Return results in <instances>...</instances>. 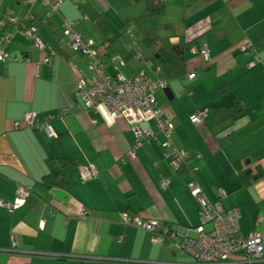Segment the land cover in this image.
Wrapping results in <instances>:
<instances>
[{
    "label": "crops",
    "instance_id": "obj_1",
    "mask_svg": "<svg viewBox=\"0 0 264 264\" xmlns=\"http://www.w3.org/2000/svg\"><path fill=\"white\" fill-rule=\"evenodd\" d=\"M54 1L45 6L40 0H0V36L6 38L0 50L7 55L0 64V201L14 204L19 190L32 189L24 204L0 206V264H196L190 254L169 247L168 237L156 244L153 233L124 223L125 215L155 220L177 232V242L184 235L195 238L201 214L187 189L191 179L211 204L239 209V234H264V177L245 184L248 170L264 171V0H161L165 12L145 23L147 32L162 39L151 64L145 54L151 45L140 39L145 34L130 28L146 58L140 61L132 56L131 36L122 32L145 5L136 16L126 11L135 5L130 0H64L56 12ZM86 6L93 15L84 12ZM64 20L99 48L107 75L117 73L111 62L116 56L125 61L119 66L124 75L145 70L167 81L170 95L157 91V104L171 121L175 146L191 153L186 170L172 169L162 135L130 157L133 128L123 118L108 125L83 110L77 84L92 75L87 57L61 44ZM31 27L43 48L23 34ZM108 38L112 42L105 45ZM192 46H207L210 61ZM170 53L197 77L171 79L165 62ZM254 55L259 62L252 67ZM154 66L155 75L149 71ZM223 86L228 92L216 97ZM237 98L249 105L247 116L217 124L218 109ZM204 109L205 121L193 123L192 115ZM29 112L39 113L56 137L42 129H15ZM63 159L78 161L79 168L51 164ZM90 164L97 177L86 181L83 169ZM188 167L196 168L192 175ZM60 171L70 186L44 190L43 177Z\"/></svg>",
    "mask_w": 264,
    "mask_h": 264
},
{
    "label": "built area",
    "instance_id": "obj_2",
    "mask_svg": "<svg viewBox=\"0 0 264 264\" xmlns=\"http://www.w3.org/2000/svg\"><path fill=\"white\" fill-rule=\"evenodd\" d=\"M45 6L52 0H40ZM64 0L53 2L54 11H57L59 4ZM52 17V14H47ZM14 21V17H9ZM64 39L61 44L75 52L84 55L88 59V66L91 77L81 80L77 84L76 96L80 99L83 110L92 111L108 125H112L118 118H123L130 125L136 135V141L129 151L130 157H135L136 150L145 141L157 139L159 135L164 137L163 147L169 149V156L172 160L174 171L186 164L189 152L178 149L172 139L173 126L169 118L166 117L162 107L157 104L156 92L166 90L168 87L166 80L152 79L144 71H139L135 75H124L119 72V66H125V61L121 57L113 56L112 64L117 73L113 76L107 75L100 52L94 48L91 42L85 41L80 33L74 28V23L64 20L62 23ZM23 34L28 39L34 40V47L41 49L43 43L38 37L37 28L31 27L23 30ZM128 35L132 40L129 42L130 49L134 52V58L144 60L141 46L132 30H128ZM6 38L0 36V46L5 43ZM192 52L199 53L209 60L207 46L198 50L195 46ZM248 51V46H244ZM7 61V55L0 50V64ZM259 61L257 55L252 56L249 63L255 66ZM51 62V61H47ZM42 64H38L40 67ZM195 73H189L187 79L193 80ZM81 108V107H80ZM82 109V108H81ZM207 117V110L195 112L191 121L201 123ZM147 123V126L144 124ZM24 127L42 129L46 131L50 138H55L56 133L52 127L41 119V115L36 112L26 114L24 122H16L15 129ZM97 177V171L90 164L83 169V179L92 180ZM168 182L163 180L161 186L167 187ZM187 189L191 196L197 201L200 207L201 225L196 228L197 236L190 238L186 235L181 242H177L178 234L164 228L155 220H141L139 217L125 215L124 223L132 225L153 233V242L162 244L163 239L168 237V245L181 252L190 254L196 264H261L264 259V234L258 231L248 233L243 236L240 232L241 213L238 208L225 209L220 203L211 204L203 189L191 179L187 183ZM30 187L21 189L17 193L16 202L9 204L0 201V206L12 210L25 203L30 196ZM85 214V212H82ZM14 243L18 240L14 238Z\"/></svg>",
    "mask_w": 264,
    "mask_h": 264
},
{
    "label": "trees",
    "instance_id": "obj_3",
    "mask_svg": "<svg viewBox=\"0 0 264 264\" xmlns=\"http://www.w3.org/2000/svg\"><path fill=\"white\" fill-rule=\"evenodd\" d=\"M130 1L132 3H134V4L144 3L145 6H146L145 7V11L140 16L135 17L133 19H129L128 21H126L124 23V25L122 26V32L123 33L126 32L128 34V30L130 28H132V29L135 28L137 30V32L135 31L136 34H139V32L145 34V40H146V42L149 45H151V47L158 46L159 43L162 42V39L156 33H152V32H149V31L147 32V29L145 27V23L151 17H155V16L162 15L165 12V9H166L165 8V4L161 0H130ZM83 10H84V12H86V13H88L90 15H93V13H91V11L87 8V6L86 7H83ZM110 42H112V39L108 38V39H106V41H105L104 44L106 45L107 43H110ZM192 47H190V50H191ZM94 48L99 51V48L98 47L94 46ZM183 50H185V49H183ZM131 51H133V50L131 49ZM245 52H247V51H245ZM198 53H199V51H198ZM100 56H101V54H100ZM132 56L134 57V52H132ZM145 59L146 58H145V55H144V60ZM148 59H150V60H147L148 61L147 64H151L150 61L151 60H153V61L155 60V58L153 56L152 57H148ZM102 60H103L102 62L104 64V66H105V61H104L103 58H102ZM137 60L144 61V60H141V59H137ZM205 60L207 62H209L210 61V58H209V60H207V59H205ZM165 62H166V65H168L167 68L169 70V75H170V78L171 79H174V78H179L181 80L182 79H187V75L189 73L186 72L185 63L182 60V57H178L175 54L170 53V55H167V58L165 59ZM140 71H144L147 74V72L145 70H140ZM194 73H195V78H196L197 77V72L194 71ZM133 75H135V74H133ZM150 78H152V77H150ZM152 79L155 80L156 78H152ZM226 92H228V88H226L225 86H223L222 88H219L217 90L216 97H219V96H221L223 94H226ZM248 107H249L248 104L240 101V99L237 98L236 102L232 106H230L229 108H219L218 109L216 123L217 124H220V123L222 124V123L227 122V121H232V123H237L239 120H241V119H243V118H245L247 116V114H248ZM162 147H163V143H162ZM185 151H187V150H185ZM187 152H189V151H187ZM190 154L191 153L189 152V157H190ZM135 156H136V153H135ZM168 157H169V161H170V164H171V167H172L171 157L170 156H168ZM51 164H53L54 166L56 165V166H58V167H60L62 169L79 168L78 161H68V160H65V159H63V160H57V161H52ZM184 169L186 170V164L184 166H182L179 169V171H176V172H181ZM246 177L248 179L251 178L252 180L246 179L245 181H247V183H245V184H250V182L252 184V183H254V181H257V180H259V179H261V178L264 177V171H262L261 173H257L256 174V173H253L252 170H248L246 172ZM40 184H41V187L44 190H51V189H54V188L67 189L70 186V181H69V179H68L65 171H60L57 174H51L50 173V174L45 175L43 177V179L41 180Z\"/></svg>",
    "mask_w": 264,
    "mask_h": 264
},
{
    "label": "rangeland",
    "instance_id": "obj_4",
    "mask_svg": "<svg viewBox=\"0 0 264 264\" xmlns=\"http://www.w3.org/2000/svg\"><path fill=\"white\" fill-rule=\"evenodd\" d=\"M143 5H145L144 3H140V4H135V5H132L131 6V8L129 9V10H126V11H129V13L130 14H132V15H136V14H141L140 13V9H141V6H143ZM118 9H120V7H118ZM136 16H138V15H136ZM164 17V16H163ZM163 20H165L164 18H163ZM151 21H153V20H151ZM136 32H137V30H135ZM160 33L163 35V36H165V37H167L168 35H169V31H163V30H161L160 31ZM139 34H140V32H139ZM126 38V36H123V40ZM140 39H141V41H144V39H145V37L141 34L140 35ZM144 43V42H143ZM155 48L156 47H145V54L147 55V56H151L152 54H154V52H155ZM156 69V67L154 66V68L152 69V67H149V71L150 72H152V74L153 75H155L154 73H153V70H155ZM115 74H116V72H115ZM156 93H158V92H156ZM189 168V167H188ZM190 170H189V172H188V174H190V175H192V172H194V170H196V168H189Z\"/></svg>",
    "mask_w": 264,
    "mask_h": 264
},
{
    "label": "water",
    "instance_id": "obj_5",
    "mask_svg": "<svg viewBox=\"0 0 264 264\" xmlns=\"http://www.w3.org/2000/svg\"><path fill=\"white\" fill-rule=\"evenodd\" d=\"M164 92H165L167 95H170V90H169V88H167Z\"/></svg>",
    "mask_w": 264,
    "mask_h": 264
},
{
    "label": "clouds",
    "instance_id": "obj_6",
    "mask_svg": "<svg viewBox=\"0 0 264 264\" xmlns=\"http://www.w3.org/2000/svg\"><path fill=\"white\" fill-rule=\"evenodd\" d=\"M168 88V87H167Z\"/></svg>",
    "mask_w": 264,
    "mask_h": 264
}]
</instances>
